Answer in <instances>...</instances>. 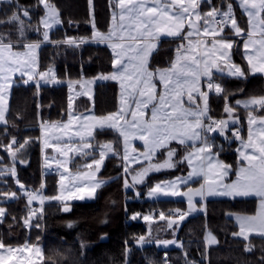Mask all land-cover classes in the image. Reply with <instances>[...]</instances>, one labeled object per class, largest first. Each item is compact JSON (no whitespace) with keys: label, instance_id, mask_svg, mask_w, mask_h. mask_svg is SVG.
Masks as SVG:
<instances>
[{"label":"snow or ice","instance_id":"1","mask_svg":"<svg viewBox=\"0 0 264 264\" xmlns=\"http://www.w3.org/2000/svg\"><path fill=\"white\" fill-rule=\"evenodd\" d=\"M91 2L89 0L90 5ZM202 4L205 5L203 10ZM0 5L9 9L0 18V136L8 137L6 144L0 140V150L8 154L7 164L4 163V157L0 156V224L5 222L7 216L19 223L16 216L7 211L6 205L9 202L25 201L21 226L31 231L44 228L42 222L47 202H59L60 209L67 213L72 210L67 201L95 199L97 189L108 182L97 176L106 159L117 161V166L124 173L123 189L125 192L131 190L136 197L140 196L137 186L146 182L149 173L174 169L186 162L191 168L186 177L156 183L149 188L147 196L185 195L188 209H171L167 216L161 211L158 219L166 220L165 227L171 229L175 236L180 222L188 215L194 211H204L203 205L197 209L193 202L195 196L201 197V200L207 196L233 199L258 197L259 210L255 215L232 212L227 215L233 216L239 226V230L232 235L246 242L243 245L245 252L251 253L256 247L250 236L259 237L260 256L256 264H264V89L258 93L245 94L242 87L231 89L222 83L225 78L246 81L250 75L259 74L264 77V0H235V3L233 0H216V3L213 0H110L111 28L107 31L99 30L92 13L86 21L92 27L89 36L69 37L65 34L62 39H52L50 35L64 23L52 0H36L31 6L21 5L19 0H0ZM41 6L43 15L33 19ZM237 7L242 10L241 15L247 17L246 25L237 19ZM68 23L74 22L69 20ZM29 31L38 33L39 38L28 40ZM161 36L179 38L175 58L166 68L150 69V60L157 51ZM45 44L67 45L74 49L87 44L109 47L113 54V70L100 73L95 79L116 81L119 84L120 107L114 113L96 116L89 105L86 112L73 114L69 111L66 123L41 119L37 122L41 133L39 137L27 136L18 140L9 131V128H16L17 125L7 116L10 90L16 83L13 76L19 73L21 83L25 85L34 82L37 94L42 83L62 82L57 78L53 66H48L45 71L39 70V50ZM234 48L237 51L243 49L245 66L233 60ZM156 79L164 88V94L159 97L154 83ZM68 83L71 88L77 82ZM210 95L223 100L222 113H226L227 118L223 115L218 118L210 115ZM237 95L243 98L231 101V97ZM89 101H92L91 95ZM149 105H152L151 118L146 121L143 119L144 110ZM71 108L70 96L68 109ZM240 109L244 110L248 124L246 139L241 136L240 116L235 115ZM128 116L131 119H127ZM74 121L80 123L72 131ZM106 129L114 130L122 139L98 141L93 134L94 130L103 132ZM57 130L61 134L53 135ZM210 133H217L229 142L233 139L240 141L237 152L242 163L234 182L225 183L232 165L219 159L222 145L217 147L216 152L212 151L215 142ZM136 139L143 142L142 152L132 147L131 141ZM172 141L183 146L181 156L177 157L178 149L170 146ZM36 143L42 145V151L53 148L64 159L45 155L43 166L47 172L42 175L37 186L29 187L17 178L16 165L28 164L27 149ZM121 144L122 147L119 146ZM161 150L166 157L162 161L156 159ZM70 152L85 162L74 174L66 175L68 164L75 160V156L68 158ZM88 157H92L90 162ZM50 161L55 163V169ZM144 161L148 163L145 165ZM137 164L141 166L132 167ZM49 174L58 176V188L52 195L45 193L46 176ZM8 177L14 178L16 190L8 185ZM198 177H203L199 188L188 187L187 192L181 193V184L188 185L189 181ZM85 178L88 183L84 182ZM33 202H38L39 207H32ZM129 218L150 222L153 214L129 213ZM68 226L72 227V224ZM39 239L37 236L36 243L25 240L22 245L12 246L0 238V264H11L13 259L16 264H37L32 256L39 258V264H44ZM153 243L165 248L169 245L184 248L183 243L176 239H148L144 235L133 237V244L141 248ZM205 243V253L207 246L218 243L211 230H206ZM85 247L86 242L81 240V251ZM130 252L128 241H125L123 264H128ZM26 253L29 255L26 256ZM184 256L186 264H197L187 259L186 251ZM47 259L49 264H63L66 257L64 253L56 252ZM68 264H79V261L69 256ZM147 264L157 262L148 259ZM159 264H170V261L165 257Z\"/></svg>","mask_w":264,"mask_h":264},{"label":"trees","instance_id":"2","mask_svg":"<svg viewBox=\"0 0 264 264\" xmlns=\"http://www.w3.org/2000/svg\"><path fill=\"white\" fill-rule=\"evenodd\" d=\"M59 10L63 25L52 31V39H62L65 34L69 37L89 36L92 32L91 24L86 23L90 15L94 13L96 27L101 31H107L112 27L110 0H52ZM235 3V0H233ZM24 6H31L36 0H19ZM216 3V0H213ZM0 18L9 11L5 5H0ZM205 9V5H201ZM242 10L236 8L237 19L246 25L247 17L241 15ZM42 16V6L37 11L36 16ZM71 20L74 23L69 24ZM227 31V29L225 30ZM28 40L35 41L39 38L38 33L32 32L27 35ZM178 39H165L158 45V51L153 54L150 60V69L166 68L169 62L175 58V49L179 43ZM242 43V42H241ZM112 50L103 44H87L79 49H74L67 45L54 46L51 44L42 45L39 50V70L45 71L48 66H53L56 76L62 82L59 84H42L37 94L34 82L25 85L21 83V78H16L10 96L8 118L14 121L16 128H9L18 140L24 137H39L41 135L37 127L38 120L66 121L68 119V101L70 88L68 81H81L84 79H95L100 73L112 71ZM233 59L242 67L246 65V60L242 58V48L233 50ZM225 83L229 88L236 89L242 87L245 94L258 93L264 89V77L259 74L250 75L248 79L238 80L235 78H225ZM243 98L237 95L231 97V101ZM93 101L88 98H79L75 112L81 113L89 110L97 116L107 115L119 110V87L113 82H98L94 87ZM223 100L211 96L209 105L210 114L213 117H224L222 113ZM240 109L236 115L241 119V134L247 132V120ZM98 141H116L122 139L114 130L106 129L103 132L95 131ZM215 142L213 151L217 147L223 146L219 152V158L232 165L231 177H235L241 161L238 159L236 142H229L219 135L211 136ZM0 140L6 144L7 136H0ZM176 145V144H174ZM173 145V146H174ZM114 146H116L114 144ZM122 147V144L119 145ZM0 156L4 157V163H8V154L0 150ZM163 153L160 152L159 158ZM42 146L40 143L29 147L28 164H17V174L21 182L29 187L39 184L43 175L42 167ZM90 162L92 157L87 158ZM79 162V163H77ZM84 160L80 156H75V160L68 164V168L77 171L82 168ZM188 167L180 165L177 169L160 171L150 174L146 182L138 187L140 198L138 200L135 193L127 191L122 187V169L117 166L115 159H106V163L99 173V177L105 178L108 182L97 190L96 198L88 202H72V210L63 212L59 207V202H47L44 206V228L26 230L21 226V217L25 213V201L9 202L7 211L16 216L18 222H14L11 216L5 218V222L0 224V238L5 244L12 246L22 245L25 240L36 243L39 236V245L43 249L44 264H49L48 256L56 252L65 254L66 259L63 264H68V257L78 260L79 264H123V251L125 241L131 252L128 257V264H147L148 259L155 260L157 264L167 258L170 264H186L184 252H187V259L196 261L197 264H256L260 256L261 241L259 237H251L256 245L251 253L243 250L244 241L232 235L238 231L235 222L228 217L227 213L255 214L257 203L255 199H211L206 202V213L200 212L190 216L180 224L179 230L173 236L170 229H166V220L159 221L153 225L152 234H156V239H176L183 243L184 248L169 245L168 247L158 246L155 243L146 244L143 248L133 244V237L144 235L148 239L149 228L146 223L139 220H131L129 213L147 214L160 207L165 210L169 208H185L184 201L175 199L154 200L144 199L150 187L167 180L175 179L186 175ZM9 186L16 190L13 179L10 178ZM47 195L55 194L58 188V179L54 174L46 176ZM199 182V181H197ZM195 182L194 184H197ZM114 201V203H113ZM106 221V222H103ZM69 223L72 227H69ZM9 225H12L11 228ZM211 230L218 240L215 245L207 246L205 253V233ZM81 240L86 242V247L81 251Z\"/></svg>","mask_w":264,"mask_h":264},{"label":"rangeland","instance_id":"3","mask_svg":"<svg viewBox=\"0 0 264 264\" xmlns=\"http://www.w3.org/2000/svg\"><path fill=\"white\" fill-rule=\"evenodd\" d=\"M187 28V27H186ZM56 29V28H55ZM29 33H32V31H29ZM27 35H28V33H27ZM20 50H23V49H20ZM157 51H158V48H157ZM156 51V52H157ZM242 51H243V49H242ZM232 58H233V56H232ZM234 60V59H233ZM16 78H21L20 77V75H19V73H16L14 76H13V80L15 81L16 80ZM24 79H26V77H24ZM89 79H84L83 81H86V83L85 82H83V83H85V84H81L79 87H77V86H75V85H72V87L70 88V96L72 97V108L69 110V111H71L73 114H79V113H76L75 112V107H76V103H77V101H78V99L79 98H82V97H86V98H88L89 99V95H91L92 96V99H93V96H94V85H90L89 84V81H88ZM93 79H90V81H92ZM95 80V79H94ZM154 83H156V94H157V96L159 97L160 95H163L164 94V88H163V85L159 82V80L158 79H156V80H154ZM80 93H88V95H81ZM10 94H11V90H10ZM119 97H120V95H119ZM185 100L187 99L186 97L184 98ZM9 101H10V95H9V98H8V105H9ZM186 106V105H185ZM151 108H152V105H149V107L147 108V109H145L144 110V117H143V119L144 120H150V118H151ZM133 110H134V108H133ZM236 115V114H235ZM97 116V115H96ZM225 118H227V115L225 116ZM127 119H131V117L130 116H128L127 117ZM124 121H121V123H123ZM66 123V122H65ZM79 124V121H74V123H73V126H72V131H74L75 130V127L77 126ZM248 125V124H247ZM240 128H242V125L240 126ZM95 131L96 130H94V136H95ZM61 133L59 132V130H57V131H55L54 133H53V135H60ZM214 134H216V133H210L209 135H211V136H213ZM65 139H67V137H65ZM240 142V141H239ZM131 144H132V147H134V148H136L137 149V151L138 152H142L143 150H144V147H143V142L142 141H140V140H138V139H136V140H132L131 141ZM172 144H177L175 141H172L171 142V144H170V146L172 145ZM191 144V142H189V145ZM181 146V145H180ZM180 146H179V144H177L176 146L174 145V146H171V147H175V148H177L178 149V151H177V157H179V154L181 153V148H180ZM199 146V145H198ZM52 149V148H51ZM50 149V150H51ZM29 151V148L27 149V152ZM161 152L163 153V151L161 150ZM158 153H160V152H158ZM157 153V154H158ZM71 152L69 153V156H68V158H70V156H71ZM28 158V157H27ZM64 158V157H63ZM166 157L165 156H163L161 159H159V160H163V159H165ZM175 159V158H174ZM105 163H106V160H105ZM105 163H104V165H105ZM148 163V161H144V164L146 165ZM141 165H132V167L133 168H139ZM180 166V164L179 165H177V167L176 168H174V169H177L178 167ZM103 168V167H102ZM55 169V168H54ZM174 169H166V170H174ZM101 171H102V169H101ZM100 171V172H101ZM164 171V170H163ZM191 171V168L189 167V172ZM75 172L74 171H72V170H68V173H66V175H69V174H74ZM151 173H153V172H151ZM151 173H149V174H151ZM18 175V174H17ZM188 175V174H187ZM186 175V176H187ZM97 176H98V178H100L99 177V173L97 174ZM186 176H183V177H186ZM199 178H201L202 179V177H198V178H193V180H191V181H189V182H192V181H194V180H198ZM128 179H130V177H128ZM173 180H176V178L175 179H172V180H167V181H173ZM84 182L85 183H88V181H87V178H85V180H84ZM163 182H165V181H163ZM65 183L67 184L68 183V181H65ZM79 183V182H78ZM202 183H203V181H202ZM201 183V184H202ZM225 183H228V179H226L225 178ZM184 184H181L180 185V191H181V193H185V192H187V189H182V186H183ZM140 185H138L137 186V188L139 187ZM200 186H196V187H192L193 189H197V188H199ZM98 190V189H97ZM96 194H97V191H96ZM145 199H147V200H149V201H154V200H158V199H186L187 200V196H185V195H180V196H163V195H160V196H157V197H154V198H150V197H148L147 196V194L145 195ZM94 199H85V200H70V201H67V203H72V202H88V201H93ZM193 202L195 203V205H196V207H197V209H200L201 208V206L203 205V208H204V205H205V199H203V200H201V197H199V196H195L194 197V199H193ZM34 203H36V202H33V204ZM187 204V206H186V209H185V211L188 209V203H186ZM176 208V207H175ZM175 208H169L168 210H165V209H163V208H160V207H158V208H156V209H160V210H162L164 213H168L169 212V210H171V209H175ZM156 209H154V210H156ZM178 209V208H177ZM154 210L153 211H151V212H149V213H147V214H150V213H152L153 214V220L152 221H150V222H146L145 221V223L147 224V226H148V228H149V236L150 237H152V238H155L156 237V234H152V229H153V225L155 224V223H157V222H159V221H161V220H159L158 218H156L155 217V213H154ZM204 210H205V208H204ZM199 212H203V211H194V212H192L190 215H188L187 217H186V219H188L190 216H192V215H195V214H198ZM185 219V220H186ZM137 220H141V219H137ZM185 220H183L182 222H180V224L181 223H183ZM166 229H168V228H166ZM171 230V229H170ZM172 231V230H171ZM177 233V232H176ZM175 233V234H176ZM156 239V238H155ZM159 239V238H158ZM0 251H2V250H0ZM26 256L27 255H29V254H25ZM32 259H34V260H36L37 261V264H39V258L38 257H36V256H32ZM11 264H16V261H15V259H13L12 261H11Z\"/></svg>","mask_w":264,"mask_h":264},{"label":"crops","instance_id":"4","mask_svg":"<svg viewBox=\"0 0 264 264\" xmlns=\"http://www.w3.org/2000/svg\"><path fill=\"white\" fill-rule=\"evenodd\" d=\"M202 23V22H201ZM185 30H187V28L185 29ZM165 39H178V38H172V37H167V36H161V38H160V41H159V43L162 41V40H165ZM159 45V44H158ZM16 81V80H15ZM88 81H90V79L88 80ZM83 82H85L86 83V81H83V80H81V81H77V83H74L73 85H75V86H77V87H79L81 84H85V83H83ZM98 82H113V83H116L117 85H118V87H119V84L116 82V81H100V80H97V79H93L92 80V83H89L90 85H94V87H95V85L98 83ZM68 85H69V83H68ZM13 87V86H12ZM70 88V87H69ZM11 90H12V88H11ZM119 95H120V88H119ZM10 96H11V94H10ZM94 97V96H93ZM119 99H120V97H119ZM92 101H93V99H92ZM9 103H10V101H9ZM8 109H9V105H8ZM131 110H133V109H131ZM211 115V114H210ZM68 120V119H67ZM67 120L66 121H64V122H67ZM80 123V122H79ZM247 127H248V125H247ZM248 129V128H247ZM240 131H241V128H240ZM216 135H218L217 133L216 134H214L213 136H216ZM229 135H230V133H229ZM211 136V135H210ZM220 137H222V136H220ZM242 137L244 138V139H246L247 138V132L246 133H243L242 134ZM223 139H225L224 137H222ZM236 142L237 143V148H235L234 149V151L237 153V156H238V159L240 160V157H239V153L237 152V149L240 147V142L238 141V140H231V142ZM174 144H172L171 146H173ZM177 145V144H176ZM175 145V146H176ZM191 145V144H190ZM189 145V146H190ZM42 146V145H41ZM180 146V145H179ZM180 148H181V153L179 154V156H181L182 154H183V151H184V149H183V146H180ZM51 148H48V149H46V150H43L42 151V155H43V159H42V167H43V172L45 173V172H47V170L44 168V166H43V160H44V156L45 155H51V156H55V157H57L58 159H64L63 157H61V156H59V154L58 153H56L55 151H54V149L52 148L51 150H50ZM212 151H213V149H212ZM213 152H215V151H213ZM159 154L160 153H158L157 155H156V159L157 160H159V159H161V158H159ZM73 156H75V154L74 153H72L71 154V156H70V158L69 159H71ZM164 156V155H163ZM162 156V157H163ZM27 157H28V159H29V151L27 152ZM220 159V158H219ZM221 160V159H220ZM50 163H52V167L53 168H55V163L54 162H52V161H50ZM180 165H184V166H186V167H188V165H187V163L185 162V163H183V164H180ZM16 170H17V168H16ZM68 170H69V168H68ZM60 171H63V169H61ZM163 171V170H162ZM164 171H166V170H164ZM238 171V170H237ZM74 172H76V171H74ZM43 173V174H44ZM153 173H156V172H153ZM153 173H151V174H153ZM189 173V167H188V172H187V174ZM186 174V175H187ZM122 175H124V173H123V171H122ZM150 175V174H149ZM148 175V176H149ZM186 175H183V176H186ZM183 176H179V177H183ZM131 179V178H130ZM129 179V180H130ZM226 179H228V182H234L235 181V179H236V176L235 177H231V171L228 173V175H227V177H226ZM197 181H199V182H197ZM202 181H203V177H202V179L201 178H199L198 180L196 179V180H194V181H192V182H189L188 183V185H183L182 186V189L184 190V189H187L188 187H196V186H200L201 185V183H202ZM195 182H197V184H194ZM128 191H131V190H128ZM134 193V192H133ZM137 199L138 200H141L142 198H140V196L139 197H137ZM145 199V198H144ZM205 199V205H204V208H205V212L204 213H206V202L208 201V200H211V199H230V200H235V199H255L256 200V203H257V210H256V212H255V214L258 212V210H259V198L258 197H255V196H247V197H236V198H231V197H220V196H207V197H205L204 198ZM147 200V199H146ZM158 200H165V199H158ZM175 200H181V201H184L185 203H184V206H185V208L184 209H182V208H180V207H176V208H178V209H180L181 211H185V209H186V206H187V200L186 199H175ZM34 204H38V202H36V203H34ZM45 206V205H44ZM200 213V212H199ZM236 214H241V213H236ZM255 214H241V215H255ZM144 215H146V214H144ZM228 217L229 218H231L234 222H235V224L237 225V223H236V221H235V218L233 217V216H229L228 215ZM140 221H142V222H144L145 223V221L143 220V219H141ZM237 227H238V230H239V226L237 225ZM252 236H250V238H251ZM241 239V238H240Z\"/></svg>","mask_w":264,"mask_h":264},{"label":"built area","instance_id":"5","mask_svg":"<svg viewBox=\"0 0 264 264\" xmlns=\"http://www.w3.org/2000/svg\"><path fill=\"white\" fill-rule=\"evenodd\" d=\"M172 60H174V58L172 59ZM43 84V83H42ZM214 118H218V117H214ZM45 121H47V120H45ZM241 136H242V134H241ZM54 169V168H53ZM55 175V174H54ZM56 177H57V179H58V176L57 175H55ZM10 178H12V177H8V180L10 179ZM17 178H18V175H17ZM12 179H14V178H12ZM19 179V178H18ZM8 184H9V181H8ZM32 207H39V204H33L32 205ZM175 209H177V208H175ZM162 210H160V209H156V210H154V213H155V217L156 218H158V213L159 212H161ZM169 214V212L168 213H165V215L167 216Z\"/></svg>","mask_w":264,"mask_h":264}]
</instances>
